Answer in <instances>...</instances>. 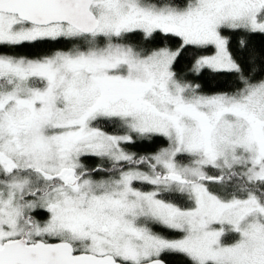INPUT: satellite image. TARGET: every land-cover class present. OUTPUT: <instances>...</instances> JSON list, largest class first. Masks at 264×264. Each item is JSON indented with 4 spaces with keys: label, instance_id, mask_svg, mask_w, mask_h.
Instances as JSON below:
<instances>
[{
    "label": "snow or ice",
    "instance_id": "obj_1",
    "mask_svg": "<svg viewBox=\"0 0 264 264\" xmlns=\"http://www.w3.org/2000/svg\"><path fill=\"white\" fill-rule=\"evenodd\" d=\"M0 264H264V0H0Z\"/></svg>",
    "mask_w": 264,
    "mask_h": 264
}]
</instances>
